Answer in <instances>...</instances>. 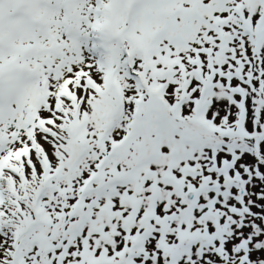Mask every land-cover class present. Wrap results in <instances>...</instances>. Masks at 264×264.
Returning <instances> with one entry per match:
<instances>
[{"label": "snow or ice", "instance_id": "obj_1", "mask_svg": "<svg viewBox=\"0 0 264 264\" xmlns=\"http://www.w3.org/2000/svg\"><path fill=\"white\" fill-rule=\"evenodd\" d=\"M0 264H264V0H0Z\"/></svg>", "mask_w": 264, "mask_h": 264}]
</instances>
